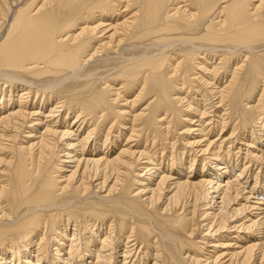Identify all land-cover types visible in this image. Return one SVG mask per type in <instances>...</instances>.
Instances as JSON below:
<instances>
[{
	"label": "bare ground",
	"instance_id": "6f19581e",
	"mask_svg": "<svg viewBox=\"0 0 264 264\" xmlns=\"http://www.w3.org/2000/svg\"><path fill=\"white\" fill-rule=\"evenodd\" d=\"M262 138L264 0H0V264H264Z\"/></svg>",
	"mask_w": 264,
	"mask_h": 264
},
{
	"label": "rangeland",
	"instance_id": "374dc122",
	"mask_svg": "<svg viewBox=\"0 0 264 264\" xmlns=\"http://www.w3.org/2000/svg\"><path fill=\"white\" fill-rule=\"evenodd\" d=\"M122 9H123V8H121V11H120V12H123V11H124V9H123V10H122ZM107 19H108V20H111L110 18H107ZM115 85H116V86H115ZM113 86H114V90H113V91H116V90L120 87V85L118 84V82H116ZM131 98H133V96H132ZM131 98L128 99V100L130 101ZM122 103H124V101H123ZM122 103H121V105H122ZM71 121H72V120L69 121L70 124H71ZM74 128L76 129L77 127L75 126ZM263 139H264V138H262V140H263ZM259 142H260V143H259ZM256 144H257V148H258L257 150H258V151H261V150L263 151V150H264V148H263V147H264V143H261V141L258 140V141L256 142ZM261 144H262V145H261ZM243 148H245V147H242V150H244ZM260 149H261V150H260ZM233 170H234V172H235V174H236V173L238 172L239 169L237 170V169L235 168V169H233ZM252 170L255 171V173L258 172V170L256 169V167H254ZM263 170H264V169L262 168V169H260V171H259V175H260V177H261V175H262L261 172H262ZM231 175H232V174H231ZM71 229H72V226H71ZM200 235H201V236H200ZM202 235H203V234H199V233H198V235H197V237H199V238L197 239L198 241L201 240L200 238L202 237ZM118 251H119V252H122L123 250L119 249ZM118 259H119V260H118V264H122V262L120 261L121 258H118Z\"/></svg>",
	"mask_w": 264,
	"mask_h": 264
}]
</instances>
